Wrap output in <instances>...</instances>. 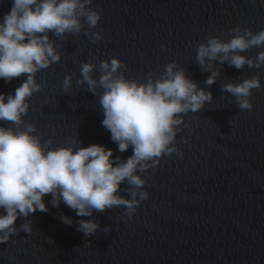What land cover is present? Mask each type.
I'll use <instances>...</instances> for the list:
<instances>
[{"label": "water", "instance_id": "obj_1", "mask_svg": "<svg viewBox=\"0 0 264 264\" xmlns=\"http://www.w3.org/2000/svg\"><path fill=\"white\" fill-rule=\"evenodd\" d=\"M92 6L103 13L93 29L103 39L94 44L80 33L57 40L62 59L37 73L43 87L30 98L24 117L46 134L44 139L52 138L54 147L78 137L82 147L112 149V159L126 161L133 154L131 146L119 152L102 126L98 97L86 84L76 86L82 62L118 57L128 64L129 78L143 80L175 61L213 94V101L184 116L187 127L181 126L176 137L182 159L166 156L154 174L151 169L138 173L147 180L149 198L133 219L124 222L123 207L80 217L62 200L54 207L48 194L43 197L48 212L17 218V228L28 220L33 231H20L0 244V264H264V67L236 69L224 63L220 77L208 86L211 73L200 71L194 48L208 36L228 40L235 26L264 29V0H93ZM11 7L12 0H0V22ZM259 51L264 47L241 54L254 57ZM69 73L73 84L65 91ZM257 73L262 87L253 90L254 106L240 111L221 83ZM26 79L27 74L10 82L0 78V94L14 95ZM127 187L123 182L119 194L126 195ZM0 214L6 212L0 209ZM62 216L74 223H63ZM81 219L96 221L100 229L85 236L75 223ZM108 226L112 231L105 233Z\"/></svg>", "mask_w": 264, "mask_h": 264}, {"label": "clouds", "instance_id": "obj_2", "mask_svg": "<svg viewBox=\"0 0 264 264\" xmlns=\"http://www.w3.org/2000/svg\"><path fill=\"white\" fill-rule=\"evenodd\" d=\"M92 5L93 0H12L11 10L0 22V78L10 82L27 74L14 95L0 94V209L6 212L0 214V244L20 231H33L28 220L19 228L15 221L37 210L48 212L43 200L48 194L54 207L62 200L80 217L123 207L124 222L133 219L149 198L147 180L138 173L151 169L154 174L166 156L175 154L182 159L176 137L181 126L187 127L184 116L201 112L213 101V94L188 78L186 69L175 61L167 63L163 71H149L143 80L129 78L128 64L118 57L99 64L82 62L76 86L82 89L86 84V90L98 97L102 126L111 133L119 152L131 146L133 154L126 161L119 156L112 159V149L98 144L82 147L78 137L54 147V140L44 139L46 134L24 117L29 113L30 98L43 87L37 82V73L62 59L57 40L63 42L66 34L80 33L94 44L103 39L99 30L93 31L103 13ZM228 34V40L208 36L194 45L200 71L211 73L205 81L208 86L220 77L219 65L224 63L236 69L264 67V51L254 57L241 54L264 47V29L254 32L250 27L235 26ZM161 48L166 51V46ZM97 71L99 75L94 76ZM72 84L73 74H66L63 89L67 91ZM261 87L258 73L241 77L239 82L221 83V91L234 97L240 111L252 110L253 90ZM123 182L128 185L123 190L126 195L119 194ZM61 220L74 223L67 216ZM75 223L85 236L100 229L94 220ZM103 231L109 233L112 227Z\"/></svg>", "mask_w": 264, "mask_h": 264}]
</instances>
